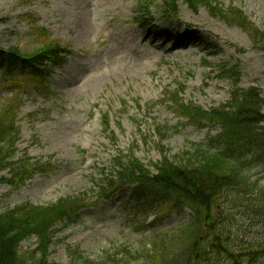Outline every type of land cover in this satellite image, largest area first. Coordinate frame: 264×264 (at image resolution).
I'll use <instances>...</instances> for the list:
<instances>
[{
	"label": "rangeland",
	"instance_id": "1",
	"mask_svg": "<svg viewBox=\"0 0 264 264\" xmlns=\"http://www.w3.org/2000/svg\"><path fill=\"white\" fill-rule=\"evenodd\" d=\"M217 1L242 9L264 32V0ZM84 2L90 6L86 18L79 14ZM139 2L0 0V49L4 52L18 47L30 54L46 39L43 33L71 52L63 66L51 72L45 94L19 97L17 92L21 107L14 160L27 156L53 170L35 176L15 192L2 183L0 175V213L26 202L49 206L79 193L89 200L90 207L74 222L55 227L50 264H157L155 252L171 248L172 236L188 225L189 213L173 214L143 228V216L149 222L159 213L140 214L137 207L141 205L129 202L128 192L101 201L92 193L99 174L108 172L118 152L132 154L154 173L149 165L160 161L159 146L176 157L216 135L218 131L209 134L187 127L177 119L171 100L177 86H182L181 98L206 111L226 104L231 84L220 78L217 66L236 67L240 89L255 88L264 101V54L251 47L245 33L215 21L204 9L193 12L183 4L176 25L163 16L161 2L148 12ZM87 23L90 31L85 38L81 29ZM149 24L160 27L169 40L175 37L180 46L166 45V39L145 31ZM184 35L189 36L185 43ZM82 81L87 82L85 86ZM76 84L86 89H77ZM10 96L2 91L0 107ZM103 114L114 140L94 122ZM156 127L166 132L162 145ZM245 173L250 182L258 181L257 196L264 189V162H255ZM257 205L232 192L220 206L222 217L228 216L221 232L237 235V241H253L264 250V231L243 215L246 208L257 209ZM35 244L28 239L21 251L31 252Z\"/></svg>",
	"mask_w": 264,
	"mask_h": 264
},
{
	"label": "trees",
	"instance_id": "2",
	"mask_svg": "<svg viewBox=\"0 0 264 264\" xmlns=\"http://www.w3.org/2000/svg\"><path fill=\"white\" fill-rule=\"evenodd\" d=\"M162 3L164 14L171 19H175L179 3L192 10L204 8L213 19L240 29L252 46L264 53V32L256 28L241 9L232 5L225 7L217 0H162ZM42 36L47 37L30 54L22 53L18 47L7 53L0 50V65L4 69L2 82L12 91L44 89L43 75L61 66L70 53L47 34ZM17 66L21 67L20 75L13 69ZM218 71L232 84L228 103L209 111L181 100L175 103L183 118L197 130L218 129L220 133L215 138L208 137L205 143L193 144L176 157L168 156L161 147V160L150 165L154 174L137 159L124 161L116 157L111 171L108 174L101 172L102 180L93 187L92 193L100 199L108 192L133 187L131 196L137 202L145 203L140 206V211H159L156 222L173 213L189 212L188 226L172 236L171 248L164 246L167 251L155 252L157 264H264V250L260 246L238 239L239 243L235 239L237 235L221 232L228 216L222 217L220 209L232 192L250 204L257 202V209L246 208L243 215L249 222L257 221L256 225L264 231V189L254 196L258 181L250 182L245 173L255 162H264V101L257 89L238 87L240 75L236 67L224 65ZM19 108L17 97L0 107L1 181L14 191L36 175L52 170L49 165L30 162L27 157L14 161L19 139L16 127ZM157 131L161 133L160 128ZM163 138L160 137L161 143ZM88 201L84 193H79L49 206L25 203L5 209L0 213V264H50L55 227L79 218L81 212L89 208ZM30 238L35 239L36 248L22 252V243Z\"/></svg>",
	"mask_w": 264,
	"mask_h": 264
},
{
	"label": "bare ground",
	"instance_id": "3",
	"mask_svg": "<svg viewBox=\"0 0 264 264\" xmlns=\"http://www.w3.org/2000/svg\"><path fill=\"white\" fill-rule=\"evenodd\" d=\"M80 16L86 18V16L90 14V6H87L86 3L84 2L82 4V10L79 12ZM86 15V16H85ZM90 31V27L88 25V23L83 27V29H81V34L83 37L86 38V36H88V32ZM87 82L82 81V85L85 86ZM90 84V83H89ZM82 85L76 84L77 89H86L85 87H83Z\"/></svg>",
	"mask_w": 264,
	"mask_h": 264
}]
</instances>
